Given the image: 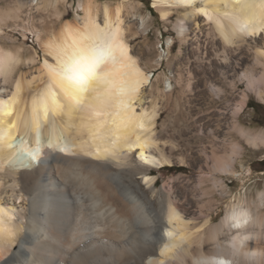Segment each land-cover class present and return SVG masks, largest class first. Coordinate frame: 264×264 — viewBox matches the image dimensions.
Here are the masks:
<instances>
[{
    "label": "bare ground",
    "instance_id": "bare-ground-1",
    "mask_svg": "<svg viewBox=\"0 0 264 264\" xmlns=\"http://www.w3.org/2000/svg\"><path fill=\"white\" fill-rule=\"evenodd\" d=\"M80 1L82 14L39 36L45 55L34 72L25 69L34 59L0 44V264H63L64 259L65 264H264V197L239 198L217 223L216 207L208 206L226 189L224 176L237 173L239 142L223 155L207 154L203 145L196 179L160 185L154 167L174 164L181 143L160 128L162 113L155 103L142 105L153 74L133 53L128 0ZM262 3L155 0L164 17L173 7L188 10L179 28L183 39L196 26L218 37L229 57L252 52L255 64L238 77L257 91L264 88V42L256 43L264 37ZM10 13L0 8V19ZM102 41L110 54L97 71L110 72L108 78L124 89L107 105L92 91L95 82L84 91L64 75L75 56ZM248 137L264 143L263 136Z\"/></svg>",
    "mask_w": 264,
    "mask_h": 264
},
{
    "label": "rangeland",
    "instance_id": "rangeland-1",
    "mask_svg": "<svg viewBox=\"0 0 264 264\" xmlns=\"http://www.w3.org/2000/svg\"><path fill=\"white\" fill-rule=\"evenodd\" d=\"M32 1L0 0V8L11 10L7 20L5 17L0 19L3 31L0 44L15 51L20 49L26 60L34 59V65L25 67L29 72L36 70L45 55L39 36L44 38L56 32L65 18L83 13L80 0H38V4H32ZM96 1L114 5L122 0ZM21 3L26 4L21 7ZM159 7L155 0L125 2L126 26L133 53L153 74L144 89L142 105L156 104L162 113L160 128L169 129L172 138L181 143L174 150V164L155 166L154 173H157L160 185L173 178L178 184L188 183V177L196 179L195 162L203 155L200 154L203 145L207 154L216 151L223 155L229 154L231 145L239 142L243 155L237 162V173L224 176L226 189L218 190L217 198L208 203V206L216 207L213 214L217 223L239 198L257 202L264 197V143L255 144L248 137H264V88L262 91L251 90L247 80L238 77L255 64L252 52L248 49L242 52L247 58L237 59L232 54L229 57L222 51L218 37L207 35L205 31L201 33L196 26H192L187 38L183 39L179 28L188 10L173 7L169 16L164 17ZM205 27L201 31L206 30ZM262 36L257 37L256 43L263 44ZM254 40L251 39L253 45ZM239 51L237 49L236 53ZM236 64L239 68L234 70ZM262 69L259 66L256 73ZM245 93L248 94L247 104L239 115H235ZM179 157H183V162ZM208 183L210 189L212 182ZM192 190L199 192V189ZM79 227L80 223H75L74 232H78ZM112 243L118 242L113 240ZM66 262L62 260L63 264Z\"/></svg>",
    "mask_w": 264,
    "mask_h": 264
},
{
    "label": "snow or ice",
    "instance_id": "snow-or-ice-1",
    "mask_svg": "<svg viewBox=\"0 0 264 264\" xmlns=\"http://www.w3.org/2000/svg\"><path fill=\"white\" fill-rule=\"evenodd\" d=\"M236 2L239 3L240 0H236ZM262 7H264V3H262ZM240 30L243 31L244 28L242 27ZM105 48L106 45L102 41L92 48L82 50L64 70L65 77L84 91H87L95 82L92 91L96 93V98L102 105H107L115 94L124 91L115 79L108 78L112 75L110 72L100 74L97 71L100 65L105 62V56L110 54L105 51ZM94 114L99 116L102 113L95 111ZM37 137H39V131H37ZM232 218L238 219V215L234 213Z\"/></svg>",
    "mask_w": 264,
    "mask_h": 264
},
{
    "label": "trees",
    "instance_id": "trees-1",
    "mask_svg": "<svg viewBox=\"0 0 264 264\" xmlns=\"http://www.w3.org/2000/svg\"><path fill=\"white\" fill-rule=\"evenodd\" d=\"M250 106L255 108V106H254V105H250Z\"/></svg>",
    "mask_w": 264,
    "mask_h": 264
}]
</instances>
